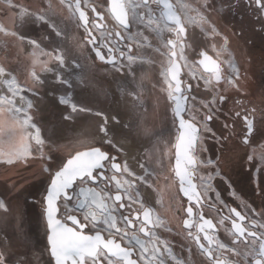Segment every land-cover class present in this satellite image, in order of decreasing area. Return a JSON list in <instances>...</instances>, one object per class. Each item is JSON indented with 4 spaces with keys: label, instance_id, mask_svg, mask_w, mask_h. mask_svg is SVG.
<instances>
[{
    "label": "snow or ice",
    "instance_id": "6c2138e0",
    "mask_svg": "<svg viewBox=\"0 0 264 264\" xmlns=\"http://www.w3.org/2000/svg\"><path fill=\"white\" fill-rule=\"evenodd\" d=\"M194 3L195 7L177 6L172 0H100L92 6L88 0H60L58 5L52 0L46 4L44 0H35L25 6L20 0H0V10L13 14L8 18L10 23H0V33L11 36L18 45L31 46L33 53L39 52L42 57L34 56L29 72L31 84L26 88L20 86L10 65L0 62V166L26 165L27 170L39 159L40 166L33 175L47 178V187L36 202L41 207L46 242L31 256L30 249L21 255L10 251L11 244H6L0 250V264H185L173 253L169 242L157 234L161 222L153 218V209L140 198L141 186L151 187L153 174L157 172L151 161L157 152L163 153L165 149L171 153L165 170L170 169L176 188L172 199L177 203L187 202L186 207L180 208L187 217L183 228L187 230L185 238L202 258L199 264H264V223L261 222L264 207L257 212L241 201L244 214L231 207L227 202L229 197L240 199L232 189L233 182L217 166L219 158L213 160L202 155L209 151L205 137L220 143L213 125L224 115L220 107L226 101V95L221 94L222 85H227L224 93L229 88L239 93L244 87L229 44L231 36L236 34H226L227 30L219 23V19L227 20L233 5L230 0L203 3L194 0ZM247 5L249 8L255 5L254 11L260 13L255 23L264 33V0H247ZM85 9L94 15L90 16ZM17 20L20 30H10L17 27ZM69 24L83 32L80 40L73 38L80 55H73L65 47ZM133 27L144 30L133 32ZM189 28H198L201 34L223 40L215 59L206 50L197 52L199 45L185 43ZM245 32L241 23L240 39H245ZM43 45L52 46L51 51H46ZM216 48L213 44L212 49ZM144 49H153L161 57V91L166 93V107L171 109L173 123L179 121L174 143L148 126L146 111H139L144 108L143 100L133 104L135 115L125 125L127 131L120 135L109 134V116L102 111L93 113L92 108L71 100L78 86L73 75L79 70L78 79L84 82L87 79L84 73L91 67L89 60L110 65L116 72H122L125 79L131 77L135 82L133 66L142 60L140 53ZM85 51L94 55L84 56ZM182 69H187L184 76L196 81V89L203 82V94H211V100L197 101L192 95L193 84L182 78ZM136 87H143V80ZM45 88L54 107L65 106L64 121L78 119L81 114H94L102 120L97 133L72 145L59 163L49 161L55 160L54 152L65 148L55 141H45L41 135L43 125L38 119L39 107L24 94L37 96ZM136 95L139 98L140 94ZM239 115L237 112L236 116ZM243 119L251 135L253 121L247 115ZM111 120L120 123L116 117ZM227 127L218 129L221 136ZM243 143H248V136ZM146 144L152 145L147 153L149 160L141 162L143 157L134 149ZM34 151L39 152L38 157ZM260 160L264 163V153ZM248 161L252 162L251 156ZM130 162L138 165L140 175L132 170ZM125 176L128 178L122 179ZM256 187V194L264 204V181L257 182ZM12 190L20 191L15 184L5 189ZM224 192L228 197L222 198ZM10 203L7 197L0 198V210L9 213ZM205 208L218 215L216 223L213 218H206ZM248 213L258 219H252ZM249 228L257 230L249 231ZM228 237L232 239L227 240ZM21 242L27 246L23 236ZM189 251L191 255V248Z\"/></svg>",
    "mask_w": 264,
    "mask_h": 264
},
{
    "label": "rangeland",
    "instance_id": "374dc122",
    "mask_svg": "<svg viewBox=\"0 0 264 264\" xmlns=\"http://www.w3.org/2000/svg\"><path fill=\"white\" fill-rule=\"evenodd\" d=\"M20 1L26 5L35 2V0ZM47 2L48 0H44L45 4ZM52 2L58 5L60 0H52ZM99 2L100 0H88V4L91 3L93 6ZM175 2L178 6L191 4L195 7L194 0H175ZM201 2L203 3L204 0H201ZM103 7H106V5ZM11 15L13 14L0 10V23H10L8 18ZM66 15L67 13L65 12L64 16ZM61 19H63V17H61ZM10 30L19 31L20 29L16 27ZM138 30L144 29H137L136 27L132 29L133 32ZM145 34H148L147 31H145ZM82 35V30H75L73 25H67L68 44L65 47L70 48L73 55H80V49L76 46L75 40H80ZM196 37L203 42L207 41L205 43L207 48L212 50V45L216 44V49H219V39L217 38L214 40L206 33L201 34L198 28H189L185 40L186 44H189L191 39ZM73 38H75V40ZM1 42L0 52L3 49V52L10 53L9 57H3L1 61L10 65L20 82V86L26 88L31 84L29 72L31 71V64L34 56L41 59L42 57H40L39 52L34 54L31 46L18 45L15 39L11 36H5L4 33H0V43ZM42 47H44L46 51H51L52 48V46L49 45H43ZM217 52L216 50L214 51L215 54ZM140 54L142 60H138L137 65L133 66L136 77L135 82L132 81L131 77L125 79L122 72H116L110 65L105 66L96 61L92 63V61L89 60L88 63L91 67L84 73V75L87 76L84 82L78 79L80 76L79 70L73 75V79L78 86L72 92L71 100L81 106L92 108L93 113L95 111H102L105 115L109 116L110 135H120L127 131L125 125L130 123L135 115L133 104L143 100L144 108L139 109V111H146V119L149 121L148 126L154 127L158 133H162L165 139L171 138L174 143L175 137L178 134V126L177 122L173 123L171 109L166 107V93L161 91V83H159V81H162V77L160 76L161 57L158 53H155L153 49L141 50ZM83 55L89 56L92 54L85 51ZM223 55L226 56L225 54ZM189 58L191 59V56ZM147 61H152V63L149 64ZM181 63L183 64V61H181ZM183 71L185 73L187 69H183ZM182 78L187 82L190 81L184 74ZM141 80H143V87H136V84ZM21 81H24V83ZM194 83L196 84V82ZM200 85L201 87L199 89H196L194 86L192 95L196 97L197 101L211 100V94L207 96L203 94L205 92V89H203V82H200ZM164 87H166V85ZM224 87H227V85H222L221 94L223 93ZM24 94L27 95L29 99H32L39 107L38 119L40 124L43 125L41 135L45 141L49 143L55 141L56 144L65 148V151L54 152L52 155L55 160H50V163H59L60 159L66 156L67 151L71 150L72 145L79 144L88 139L91 135H95L98 130V124L102 122V120L94 114H81L78 119L64 121L62 113L65 106L61 105L59 108L54 107L53 102L48 96L47 88L41 90L37 96H33L28 92ZM136 94H140L139 98ZM59 95L58 93L57 98ZM41 96L44 97L43 100L40 99ZM196 107L199 108V103H197ZM230 115L229 112H226L228 121L231 120L232 116ZM258 116H260L259 113L255 114L256 121L259 118ZM111 117H116L117 121H120V123L112 121ZM197 118L199 119V117ZM220 123V120H217L213 125V130L217 132V138L220 139V143H217V139L205 137L204 143L209 148V151L202 154L203 158H211L213 160L219 158L217 166L222 170V173L226 174L233 182L232 189L236 191L237 194L238 190L244 191V195L242 194L244 198L241 196H239V200L235 197L228 198L229 202H227L231 207H236L244 214L246 210L244 204L241 202L244 201L259 212L260 208L264 207V204H261V200L257 194L255 197L250 195L249 186L251 172L255 175L254 180L259 175L260 180L264 181V163H261L260 160L261 153H264V140H251L248 146H243L238 140H227L224 142L223 137L226 129H224L223 136H221V133L218 131L221 127ZM262 123L263 119L261 118L259 119V123H257L258 127H261ZM210 143L213 145H209ZM36 147L33 141V149H36ZM151 148L152 145L146 144L144 147L137 146L134 151L143 157L141 162H145L149 160L147 153ZM221 150H225V152L221 154ZM45 152H47V149H45ZM113 152L115 151L113 150ZM34 155L38 157L39 152L34 151ZM170 156L171 153H168L166 149L163 153H156V158L151 161V164L152 167L157 169V172L153 174L151 187L141 186L140 198L144 201L145 205L152 207L154 212L153 218L161 222V226L156 229L157 234L161 239L167 240L171 247L173 246V253L177 258L183 259L184 261L188 259L195 264H199L202 258L196 253L194 245H190V242L185 238L187 236L186 231L181 226L184 213L180 211V208L182 205L184 206L186 202L182 201L177 203L176 200L172 199L176 188L171 178L170 169L165 170V168L168 167ZM249 156L252 157L251 163L248 161ZM161 161L163 163H161ZM39 166L40 161L37 159L33 165V171H36ZM130 167H132V170L136 172L137 175L141 174L135 162H130ZM149 171H151V168H149ZM4 176L5 173L2 168H0V198L7 197V200L11 202V211L9 213L0 210V250H3V247L10 243V251L23 255L27 249H30L29 255L31 256L33 253H38L39 248H42L46 242L41 207L39 203L36 202L39 201L41 194L46 188L47 178H36L34 176L33 180L27 184L26 190H22L20 186H16V189L20 190L19 192L16 190L6 192L5 189H11L14 183L7 185L5 182H2L5 179ZM127 178V176L122 177V179ZM221 187L226 186L221 185ZM235 187H237V189ZM255 188L257 189V187ZM226 193L227 192H224L222 194V198L228 197ZM253 201L255 202L253 203ZM205 213L218 221L219 217L215 212H210L205 208ZM248 215L252 219H258V217L252 213H248ZM261 222L264 223V221ZM168 228H171L172 231L168 232ZM21 236L26 239L27 246L21 242ZM221 238H225L223 229H221ZM230 239L232 238H227V240ZM241 247H243V245H241ZM190 248L191 255L189 251Z\"/></svg>",
    "mask_w": 264,
    "mask_h": 264
},
{
    "label": "flooded vegetation",
    "instance_id": "af4514ba",
    "mask_svg": "<svg viewBox=\"0 0 264 264\" xmlns=\"http://www.w3.org/2000/svg\"><path fill=\"white\" fill-rule=\"evenodd\" d=\"M172 2L178 6L175 0H172ZM230 2L232 3L233 8L231 9V11L227 13V20L219 19V23L222 27H224L227 30L226 34H231V33L236 34L234 36H231L229 44H230V47L233 53V59L236 63V67L239 69V73L241 76V83L244 85V87L241 89L239 93H236L231 88L228 89L227 93H224V92L222 93L226 95V101L224 105L220 106L221 110L224 113V116L222 115V117H220L219 119L221 122L220 128H223L224 125H228L227 128H224L226 129V131L223 130L224 137H227V139H224V142L227 140H230V141L238 140L243 146H248L251 140H257V141L264 140V33H261L259 31L260 25L258 23H255V21L260 15V13H257L254 11L255 5H252V7L249 8L247 5V0H230ZM89 5H92V4L89 3ZM216 7L219 8L220 5L217 3ZM85 10L89 11L90 16L94 15L90 12L89 9H85ZM108 20H110V17L108 18ZM241 23H243L244 27L246 28V32L244 34L245 39L239 38ZM16 24H17V27H19V21H17ZM111 26L112 25L109 24V27ZM218 39L220 41L219 45H222L223 40L221 38H218ZM113 42H115V39H113ZM1 44L2 42L0 43V45ZM189 44H192L193 46L199 45L196 48L197 52L203 49V50H206L208 54L212 56L214 59L216 58V54L214 53V50L207 48L205 42H203L202 40H199V38L196 37V38L191 39V42H189ZM216 51H219V49H216ZM177 52H178V49H177ZM0 55H1L0 62H2L1 60L3 59V57H9L10 53L3 52V49H2V51L0 52ZM196 58L198 59L199 57L197 56ZM96 62L102 64V62L98 60H96ZM183 74H184V71L182 69V75ZM21 82L24 83V81H21ZM189 82H191L193 86L196 85L194 83L196 81H189ZM193 91H194V87H193ZM225 111L231 114L230 116L232 117L230 121H228V118H227L228 115L226 116ZM237 112L240 113L239 116H236ZM261 112H262V116H261ZM258 113L260 116H258L259 118L256 121L255 114H258ZM245 115H247L248 118L253 121V133L251 135L247 133V125L243 119ZM261 118L263 119V123L261 127L260 126L258 127L257 123H259V119ZM245 136H248L247 144L243 143ZM209 145H213V144L210 143ZM222 150H221V154L225 152V150L224 151ZM112 154L115 155L116 153L113 152ZM0 168H2V170L6 173L13 170L11 166H8V167L0 166ZM253 176H254L253 172H251L250 186H249L250 191L253 188V184L256 187L257 182L261 181L259 178V175L255 179V181H254ZM31 180L28 183H30ZM5 181L6 179H4L2 182H5ZM196 182L199 183L198 181ZM6 184L9 185L11 183H8L6 181ZM235 188L237 189V187ZM237 192L239 196L243 197L244 191L238 190ZM226 195L228 196V193H226ZM184 202H186V200ZM136 206L138 207L139 205H136ZM184 207H186L185 203H184ZM205 215L207 217H210L206 213ZM185 217L186 215L184 214L181 220V226H182L183 219ZM184 230L186 231V235H187V230L186 229ZM192 231L194 232V229ZM187 261L191 262L188 259L184 262H187Z\"/></svg>",
    "mask_w": 264,
    "mask_h": 264
},
{
    "label": "trees",
    "instance_id": "16d2710c",
    "mask_svg": "<svg viewBox=\"0 0 264 264\" xmlns=\"http://www.w3.org/2000/svg\"><path fill=\"white\" fill-rule=\"evenodd\" d=\"M26 167H27L26 165H21L18 168H13V170L10 172H7V173L4 172L6 181L8 183H12V184L13 183L14 184L20 183L21 185H16V186H20L22 188V190H26V186H27L28 182L34 178L33 173L36 172V171H33V166L30 168H27V170H25ZM30 169H31V171H30Z\"/></svg>",
    "mask_w": 264,
    "mask_h": 264
},
{
    "label": "water",
    "instance_id": "95a60500",
    "mask_svg": "<svg viewBox=\"0 0 264 264\" xmlns=\"http://www.w3.org/2000/svg\"><path fill=\"white\" fill-rule=\"evenodd\" d=\"M173 4H174V3H173ZM174 5H175V4H174ZM186 119H187V118H186ZM176 122H177V126H178V125H179V121L177 120ZM80 150H83V149H80ZM172 163L174 164V157H173ZM177 183H178V182H177ZM46 187H47V185H46ZM186 206H187V202H186ZM238 211H239V210H238ZM186 218H187V217H185L184 219H186ZM206 218H212V217H207V216H206ZM184 219H183V220H184ZM214 223H216L215 220H214ZM229 225H230V223H229ZM182 226H183V222H182ZM248 230H249V231H254L253 228H249ZM194 232H195V229H194Z\"/></svg>",
    "mask_w": 264,
    "mask_h": 264
},
{
    "label": "crops",
    "instance_id": "0c3cea01",
    "mask_svg": "<svg viewBox=\"0 0 264 264\" xmlns=\"http://www.w3.org/2000/svg\"><path fill=\"white\" fill-rule=\"evenodd\" d=\"M31 1V0H30ZM20 3L22 4V5H25L26 6V4H24V3H22L21 1H20ZM18 21V20H17ZM253 177H255V175L253 176ZM255 181V180H254ZM244 188V187H243ZM246 188V187H245ZM253 189V190H252ZM251 189V193H250V195L252 196V197H255L256 196V191H257V189L255 188V185L253 184V188ZM255 192V193H254Z\"/></svg>",
    "mask_w": 264,
    "mask_h": 264
},
{
    "label": "built area",
    "instance_id": "2783aa9c",
    "mask_svg": "<svg viewBox=\"0 0 264 264\" xmlns=\"http://www.w3.org/2000/svg\"><path fill=\"white\" fill-rule=\"evenodd\" d=\"M254 230L256 231L257 229L254 228ZM185 264H194V263L187 261V262H185Z\"/></svg>",
    "mask_w": 264,
    "mask_h": 264
}]
</instances>
